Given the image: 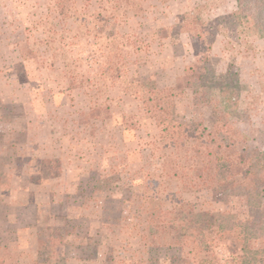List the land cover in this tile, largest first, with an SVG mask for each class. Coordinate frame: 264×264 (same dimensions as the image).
Returning a JSON list of instances; mask_svg holds the SVG:
<instances>
[{
    "label": "rangeland",
    "instance_id": "rangeland-1",
    "mask_svg": "<svg viewBox=\"0 0 264 264\" xmlns=\"http://www.w3.org/2000/svg\"><path fill=\"white\" fill-rule=\"evenodd\" d=\"M72 13L61 19L54 0H0V172L10 176L0 247L39 263L37 240L53 228L64 239L57 264H178L192 239L175 245V229L190 211L243 221L264 247V221L244 196L183 190L163 174L173 153L158 147L160 124L136 94L146 79L175 85L195 61L192 28L204 25L217 76L238 79V105L217 114L186 89L176 115L235 136L232 153L264 152V15L255 30L236 0H75ZM186 21L190 30L171 29ZM93 105L100 118L88 116ZM215 253L227 257L225 246Z\"/></svg>",
    "mask_w": 264,
    "mask_h": 264
},
{
    "label": "trees",
    "instance_id": "trees-1",
    "mask_svg": "<svg viewBox=\"0 0 264 264\" xmlns=\"http://www.w3.org/2000/svg\"><path fill=\"white\" fill-rule=\"evenodd\" d=\"M54 1L61 19L73 17L75 0ZM236 3L238 11L246 15L249 25L258 30L264 15V0H236ZM190 25L191 21H186L171 29L180 32ZM198 28H192L196 32V48L199 50L194 54L195 61L185 68L183 76L176 80L172 88L160 89L149 79L137 84L139 89L136 94H140L145 112L160 124L162 139L158 147L170 149L173 153L161 157L163 174L179 182L183 190L209 188L230 197L244 196L247 207L251 212H260V219L264 221V152L254 155L232 153L237 144L235 136L215 135L207 131L202 123L189 126L176 115V98L186 89L192 90L195 103L211 105L217 114L233 110L238 105V79L229 70L222 78L217 76L209 55L212 41L205 40L207 28L201 24ZM29 52L32 50L29 49ZM27 54H22L24 59L33 58ZM100 112L99 107L93 105L88 116L97 119ZM106 112L109 113L108 107ZM178 149L183 151V155H175ZM9 182L10 176L0 172V188L9 187ZM151 185L155 186L153 181L146 183L145 187L151 189L145 194H154ZM181 222L175 229L174 239L177 241L174 244L181 246L183 239L188 237L192 239V247L187 251L186 261L179 258L173 263L260 264L264 260V247L260 244L258 229L249 227L243 221L218 213L190 211ZM63 243L64 239L56 229H50L45 237L37 240L36 250L46 258L36 264H57L56 248ZM221 246H225L227 251L222 263L215 253ZM0 264H17L9 249L0 247Z\"/></svg>",
    "mask_w": 264,
    "mask_h": 264
}]
</instances>
